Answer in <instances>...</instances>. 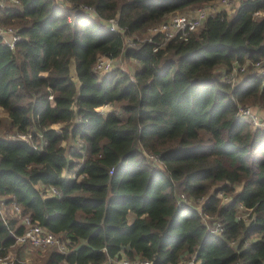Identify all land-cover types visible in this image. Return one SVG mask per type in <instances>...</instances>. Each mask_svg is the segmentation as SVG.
<instances>
[{
  "label": "trees",
  "instance_id": "1",
  "mask_svg": "<svg viewBox=\"0 0 264 264\" xmlns=\"http://www.w3.org/2000/svg\"><path fill=\"white\" fill-rule=\"evenodd\" d=\"M66 1L0 7V25L20 36L14 48L0 36V126L30 136L0 134V199L21 208L0 207V255L15 250L11 264H27L18 250L30 244L13 233L28 216L69 240L65 251H39L43 264H264V129L238 116L241 104L264 102V0L212 12L157 51L158 36L141 39L149 28L215 0ZM109 17L121 31L106 27ZM127 36L136 46L124 50ZM100 54L141 67L99 74Z\"/></svg>",
  "mask_w": 264,
  "mask_h": 264
},
{
  "label": "built area",
  "instance_id": "2",
  "mask_svg": "<svg viewBox=\"0 0 264 264\" xmlns=\"http://www.w3.org/2000/svg\"><path fill=\"white\" fill-rule=\"evenodd\" d=\"M230 0H219V6H206V7H199L194 10L192 13H172L169 15L168 19L160 26H152L149 28L151 29L150 35L146 38L149 41H154V36H158V44L154 47V50L157 51L160 47H164L168 41L173 39H180V40H187L189 33L193 32L194 30L199 29L203 26L207 17L215 11L220 10V6L226 8L229 4ZM18 0H0V7L7 6L12 3H17ZM87 13L91 15H96L95 10L91 6L84 5L82 7ZM104 24L112 31H121L122 29L118 25V19L116 17H109L105 19ZM0 36L4 38L5 42L11 47L14 48L16 42L20 39L17 31L13 27H5L0 25ZM113 58L106 56L104 54L98 55L94 69L99 74H106L113 69ZM245 66L241 67L238 71H244ZM233 73V75L237 76L239 72ZM232 75V77H233ZM262 76H264V67L262 68ZM228 81L235 80L234 78L231 79L229 76ZM110 105H105L101 107L99 110L101 113L106 112L105 108H108ZM238 116L240 119L247 120L251 123L254 127H260L264 129V117H261L258 111L251 109L250 107H241L239 106ZM19 134V138L28 140L30 137L29 135ZM18 137V136H16ZM81 142V141H79ZM81 145L83 143L81 142ZM157 159V158H156ZM54 192H57V189L53 188ZM184 196V195H182ZM240 206L244 207L242 204ZM18 211H20L19 206L15 205ZM23 224L25 225V229L23 233L15 234L16 242L17 243H28L38 248H48L52 246H57L61 251H65L67 249V244L69 240L57 235L51 231L44 229L42 225H40L36 221H32L28 216L22 217ZM222 229L221 225L217 223V228L215 231L219 232ZM235 243V242H233ZM11 254L7 255H0V264H11ZM198 261V264H201L200 260H196L194 257L186 262H180L179 264H194ZM115 262V260H114ZM118 264H152L151 261L147 259H143L140 257H135L133 259L123 256L117 261Z\"/></svg>",
  "mask_w": 264,
  "mask_h": 264
},
{
  "label": "rangeland",
  "instance_id": "3",
  "mask_svg": "<svg viewBox=\"0 0 264 264\" xmlns=\"http://www.w3.org/2000/svg\"><path fill=\"white\" fill-rule=\"evenodd\" d=\"M239 1L240 0H230L229 4L227 5L226 8H223L222 6H220V8L226 10L228 12V15L230 16V15L233 14V12H234L236 6L238 5ZM60 2L65 7H67L69 5V2H67L66 0H60ZM211 4H212V6H216V5L219 6V0L211 1V2H208V3L205 2V3H203L201 5H197V6L194 5V6L186 7L184 9H180V10L176 11V13H192L194 10H196L199 7H206V6H209ZM166 20L156 24V27L162 25ZM104 22H105V20H104ZM198 31L199 30L197 29V30H194L193 32H198ZM150 33H151V29L148 30L147 36L150 35ZM147 36H142L141 39H144ZM134 46H136V44L133 42V39L131 37L127 36L125 38V48H124V50L130 49V48H132ZM113 65H114L113 69L115 67H120L121 69H124L125 71L129 72L130 74H134V72H136V70L141 67V64H140V62L138 60H136L135 58H132V57H127L125 55H121L118 58H114L113 59ZM222 69L223 68L220 67V68H218V71H222ZM73 77L76 78L74 75H73ZM226 80H228V79L226 78ZM241 107H244V108L245 107H250L251 109H253L255 111H258L260 113L261 117H264V102H262V101L244 103V104H241ZM112 108H113L112 106H108V108H105V111H108V110H110ZM0 117L2 119L6 120L5 117H4V112L2 110H0ZM4 122L5 123H3L2 126H0V128H1L0 134L1 135L6 136V137L11 138V139L15 138L16 136L20 137L19 134H17V132L15 130L8 129V126L6 125V121H4ZM4 126H7V127H4ZM157 162H158V160L156 159V157H154V164H158ZM158 165H160V164H158ZM217 187H218V185L215 186V189ZM181 195L182 194H179V199L182 202H184V203H186L187 205H190V206H195L198 209L201 208V206L203 204V199L189 200L187 198H183V196H181ZM220 197L225 202L228 201V199H229L227 194L225 195L223 193H220ZM3 214L7 215L8 213L6 211ZM239 215L246 218L249 215V213L244 209V207L239 206ZM202 217L207 222V224L209 225V228H211L213 230H216L217 225L214 224V223H216L214 221L215 218H212V217H210L207 214H202ZM47 249H39L38 247L34 248L31 245L24 244V245H19L18 252H21V254H22L23 252H25V250H30V251L35 252V255L39 256V258H41V255L39 254V251L47 250ZM44 252H46V251H44ZM10 254H11V257H12V260H13L14 256L16 255L15 250H12L10 252ZM190 259L191 258H189V257H185L182 262H186V261H188ZM194 264H198V261H196Z\"/></svg>",
  "mask_w": 264,
  "mask_h": 264
},
{
  "label": "crops",
  "instance_id": "4",
  "mask_svg": "<svg viewBox=\"0 0 264 264\" xmlns=\"http://www.w3.org/2000/svg\"><path fill=\"white\" fill-rule=\"evenodd\" d=\"M71 75L72 76L74 75L76 77V78L73 77L74 80L78 81V77H77V74H76V68H75V60L74 59L71 60ZM2 203H4V199H2V200L0 199V204H2ZM0 207H1L2 211H4V212L7 211L10 216H12V212H11L12 210L17 212V213L20 212V211L17 210V208H15V205L13 206L12 209L10 208V206H6L5 204L0 205ZM19 209L21 210L20 207H19ZM133 217H134V215L131 213V219ZM20 256L27 264H43L42 259L39 258V256H36L35 252H33V251L25 250V252H23L22 254L20 252ZM111 262H114V260H111L109 263H111Z\"/></svg>",
  "mask_w": 264,
  "mask_h": 264
}]
</instances>
